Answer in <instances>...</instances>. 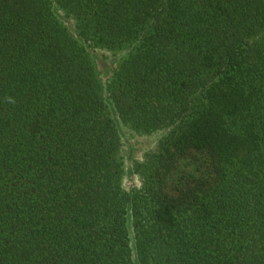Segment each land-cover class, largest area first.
<instances>
[{
	"label": "trees",
	"instance_id": "16d2710c",
	"mask_svg": "<svg viewBox=\"0 0 264 264\" xmlns=\"http://www.w3.org/2000/svg\"><path fill=\"white\" fill-rule=\"evenodd\" d=\"M138 40L114 114L169 128L138 195L84 47L49 0H0V264H264V0H57Z\"/></svg>",
	"mask_w": 264,
	"mask_h": 264
},
{
	"label": "rangeland",
	"instance_id": "374dc122",
	"mask_svg": "<svg viewBox=\"0 0 264 264\" xmlns=\"http://www.w3.org/2000/svg\"><path fill=\"white\" fill-rule=\"evenodd\" d=\"M57 19L67 28L76 42L84 47L92 61L100 82L101 94L107 108L117 123L119 135V159L121 163V188L128 194L138 195L143 188V182L148 173L152 156L159 142L167 135L169 128H156L147 131L137 130L130 123L120 120L112 111L110 92L116 74L123 64L133 55L138 46V40L117 46L93 43L84 39L78 33L77 20L66 12L57 2L49 0ZM264 36V31L260 34ZM127 223L130 234L133 264H142L137 258L135 239L137 235V217L133 209L128 210Z\"/></svg>",
	"mask_w": 264,
	"mask_h": 264
}]
</instances>
